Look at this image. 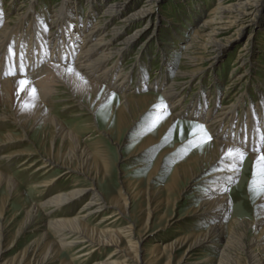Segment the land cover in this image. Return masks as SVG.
<instances>
[{
  "label": "bare ground",
  "instance_id": "1",
  "mask_svg": "<svg viewBox=\"0 0 264 264\" xmlns=\"http://www.w3.org/2000/svg\"><path fill=\"white\" fill-rule=\"evenodd\" d=\"M80 1L62 0L60 3L58 2L56 8L53 9L54 12L50 15L45 12L47 10L38 7L40 0H28L24 6L21 2H17V4L14 1L12 3L16 15L14 24L10 22L14 19L11 20L12 18L8 15L11 11L6 8L0 9V15L5 16V18L0 16V126L1 124L2 128L9 126L8 124L11 126L5 127L6 130L0 133V146L19 145L22 142L24 145V141L29 140L31 131L38 129H42L45 134H50L49 143L42 151L33 146L29 149L19 148L7 151L8 153L1 156L8 162L21 160L23 169L38 170L43 168L42 175L50 174L55 168H64L54 178L37 183L41 196H43L42 199L38 203L30 204L22 212L24 220L19 232L22 231L21 229H28L34 225L38 230L42 228L44 230L40 231L41 233L26 248L28 257L25 258L24 255V258L18 262L4 260V255L11 246L5 248L3 242L9 236V226L4 222L5 216L11 206L18 205V203L16 205L13 203V205L10 199L18 193L19 182L14 174L0 168V264H54L65 249H81L82 252L89 255L102 247L104 249L105 246L111 245L115 246L113 252L107 256L103 255L97 262L94 260L93 264L161 263H159V255L160 252L164 254V251H161L163 248H160L158 243L152 244L153 260H145L141 243L147 233L143 235L141 229L136 228L135 222L132 221L121 230L112 226L98 228L88 224V218L107 210L108 207L114 208L113 211L96 224L108 219H111L110 223L112 224L117 221V215L127 216L129 200L130 197L133 200V196H131L132 192H129L128 196L125 193L120 196L112 194L114 197H111L110 202L107 200L98 178L100 174L103 179L108 175L107 172L101 173L102 166L99 162V158L106 160L104 159L107 155L106 150L98 148L92 152L82 143L77 130L74 127H68L65 124L66 121L56 112L60 105L62 107V104L68 110L78 108L81 113H77V116L90 114L95 118L96 108L106 117L113 112V118L110 119L112 125H115L119 130L118 140L121 132L130 130L139 121L142 122L149 118L148 127L160 125L159 136H148L139 145V155L147 154L152 146H157L162 142L161 137L178 122V114L187 113V117L191 115L204 121V125L213 135L215 134L217 138L221 137L220 140L216 138L208 144L201 145L191 154L187 162L176 164L167 186L169 191H174L183 181L188 188L194 190V187L203 184L205 190L203 189L204 192L201 193L199 202L191 215L199 221H207L208 225L199 233L196 232L195 236L189 234L190 236L181 237L163 246L170 251L166 264H172L175 253L182 248L185 249L177 264H181L187 259H190L191 264H211L213 258L208 256L207 250L209 249L218 251L219 257L215 264H239L238 260L228 253L238 247L247 255V264H264V226L257 237L248 243L243 241L248 230H257L264 224V218H261L264 214V194L259 200L260 217L254 222L234 218L230 229L241 228L242 231L240 229L239 233L236 230L230 234H228V227L225 224L232 205L231 196L227 193L228 185L232 180L245 173L249 166L246 164L243 168V164L241 165L240 162L241 156H230L228 153L230 150H238L239 153L248 155L255 165H257L258 158L264 155V94L260 97L261 99L259 98L261 101L245 108V121L242 125L239 124L240 127L234 126L235 132L231 136H235L236 139L230 142V140L222 139L224 131L223 129L219 130V125L223 124L225 127L227 124V127L230 122L233 123L236 120V108L239 103L233 106H223L224 108H221V111L215 116L212 115V110L206 108L205 103L202 106L195 103L187 108L178 98L176 82H167L166 76L158 78L152 83L160 88L163 96L153 93H128L127 90L133 86L132 81L130 82L132 67L130 70L124 71L126 72L124 77L122 76L124 73L117 74L121 66V59L141 35H148L143 41L144 43L142 42L145 51L149 48L147 42L156 38L159 23H156L155 20V16L158 15L155 7L160 0H102L99 5L97 4L98 0H84V3L89 6V10L85 12L80 10ZM97 9H101V19H98L99 22H93ZM211 13L216 17L205 18L202 25L194 31L192 40L200 36L204 39L206 37L211 48L209 52L213 55L210 57L207 54L204 59L211 63H217L222 59L232 42L231 36L227 35L228 31L235 28V34L240 33L256 24L257 20H261V18L264 20V0H233L229 3L219 0L218 6ZM115 15L121 16L120 22L107 31V25ZM133 23L137 25L139 23V25L124 36L127 26ZM100 24L105 25L101 34L97 29ZM211 24L214 26L211 27ZM112 36L113 38L108 40ZM190 44L185 46L189 48ZM113 55H117L118 59L110 66L108 64L111 57H114ZM185 56L194 67L200 66L199 58L197 59L193 55H191L192 57ZM140 57L138 56L134 63L139 67ZM239 59L243 63L245 56L241 55ZM69 68H74L79 76L69 72ZM114 69H116V73L112 75L111 71ZM119 70L122 71L124 68ZM188 73V71L178 70L179 76ZM244 74L241 73L239 76H244ZM145 75V72L137 71V82L143 83V80L146 79ZM194 75V72L190 73V78ZM150 84L146 85L150 86ZM33 90H35V95ZM114 91H119L120 94L117 95ZM165 100L166 103L159 105ZM178 105H181V110L171 114V108L175 110ZM230 107L235 111V114H230L228 122L223 123L226 115L232 113V110L227 112L223 109ZM62 110L60 108V111ZM93 118L90 124L95 129L98 123L93 121ZM105 132L108 135L113 133L110 129H106ZM179 147L181 145L175 143L171 151L167 148L160 153L148 177L149 181L156 180L161 164L169 158V154L173 150L175 151ZM34 156L35 159H33ZM104 163L107 166V162ZM207 170H209L207 175L195 181L202 172ZM72 172L82 173L88 179L87 185H72L68 190H62L56 194L49 193L52 185L66 175L71 178L72 174L70 173ZM121 184L124 186L120 189V193H123L122 190L127 189V181L122 180ZM147 186L146 193L149 198L163 200L160 198L162 196L161 189H153L151 183ZM185 190V186L178 189V196L174 199L180 200L179 198ZM141 193L143 191L139 190L136 195ZM196 194L198 193L196 192ZM81 201L84 204L76 215H57L58 217L45 220V217L41 216L45 212L51 217L53 212L64 206L70 208ZM152 210L148 211V217L145 220L147 229L153 214ZM123 237L128 238L129 245L127 247L122 246ZM81 243L84 245L77 247ZM199 246H204V248L195 252ZM116 256H122L123 259L116 261L113 259ZM59 264H71V262L66 263L61 260Z\"/></svg>",
  "mask_w": 264,
  "mask_h": 264
},
{
  "label": "rangeland",
  "instance_id": "2",
  "mask_svg": "<svg viewBox=\"0 0 264 264\" xmlns=\"http://www.w3.org/2000/svg\"><path fill=\"white\" fill-rule=\"evenodd\" d=\"M14 1L16 3L21 2L24 6V3H26L28 0H0V9L6 8V10L11 11L8 13L9 17L12 18L11 20L16 18L15 12L13 11L14 6L12 4ZM61 1L62 0H40L38 7L43 10H47L45 12L49 13L50 15L52 12H54L53 9L56 8L58 2L60 3ZM223 1L229 3L233 0ZM101 2L102 0H98L97 4L99 5ZM218 3L219 0H160L155 7L156 14L159 16L156 15V19L154 18L156 23H159L158 33L156 38L152 39L150 42H147V47H149V50L146 48L147 50L145 51V48L142 45L145 38L148 37L147 34H143L132 46L133 48L131 47L128 52L124 53V56L121 59L122 67H119V69L124 68V70L120 71L118 68L116 69H118L117 74L124 73L122 75L124 77V75H126V72L124 71L130 70L132 67L130 82L132 81L133 86L127 90L128 93H153L160 96L163 92H161L158 86L153 85L152 83L158 78L161 79L162 77L166 76L167 82H176L175 84L177 87L176 92L178 98L181 99L182 105H185L187 108L195 103H198L200 106L205 103L208 110H211L212 108V115L214 116L219 111H221V108L230 105L233 106L236 105V103H239V106L236 108V122H230L227 127L226 124V129L223 124L219 125V130L223 129L224 131L222 139L233 142L234 139H236L235 136H231L232 133L235 132L234 126H239V124L242 125L244 123L245 108L258 101H261L260 97L262 94H264V20L262 18L261 20H257L256 24L240 33L238 32L235 34V28L228 31L227 35L231 36L230 40H232V42L229 44L222 59H220L217 63L214 62L215 64L207 60L205 61L204 58L207 57V54L210 57L213 55L209 52L211 50L209 42L206 37L204 39V37L201 36L192 40V35L194 31L198 29L200 25H202V23L205 21V18L210 19V17H216V15L212 14L211 12L215 9V7L218 6ZM79 7L83 12L89 10V6L84 3V0L80 1ZM96 12L97 13H94L92 20L93 22H99L98 19H101V9H97ZM1 16L2 18H5L4 15L1 14ZM115 16H111L112 18L107 25V31L111 30L116 24L120 22L121 16L117 15V18ZM10 22L11 24H14L15 19ZM138 25L136 23L128 25L124 36H126V33L129 34L132 32ZM213 26L214 25L211 24V27ZM104 28L105 25L103 24L97 26V29L100 30V34ZM112 38L113 36L108 40ZM189 44L191 48L186 47ZM139 45H141V48ZM113 50L115 49L113 48ZM185 55L190 57L193 55V57H197V59L199 58L198 63H201L199 64L200 66L198 68L194 67L193 64H190L189 61H187ZM241 55L245 56L243 63L239 59ZM113 56L114 57H111L112 59H110L108 64L110 66L116 62V59H118L117 55ZM138 56L140 57V67L137 66V64H134L137 61ZM116 69L111 71L112 75L116 73ZM136 70L145 72L146 79L143 80V83L137 82L138 76ZM178 70L188 71L189 73L187 75L179 76ZM192 72H194L195 75L190 78V73ZM241 73H245L244 76H239ZM146 84H150V86ZM151 86L152 89H150ZM145 87H148V90L143 91L142 89H146ZM114 92L117 95L120 94L119 91ZM164 103H166V100L159 105H163ZM180 106L181 105H178L175 110L171 108L170 113L172 114L175 111L181 110ZM154 107L156 108V104ZM60 108L63 110L60 111ZM262 108L263 107H261V110H263ZM224 110L229 112L232 110V108L230 107L223 109V111ZM56 112H58L59 116L66 121L65 124H67L68 127H74L77 130L81 136L82 143L87 146L89 150L92 152L96 151L98 148H103L106 150L107 155L104 157V159H106L105 161L107 162V166H105V161L103 159L99 158V162L102 166L101 173L107 172L108 175L103 179L100 174L98 178L103 187L102 190L107 200L110 202L111 197L116 195L120 196L124 193L126 196H128L129 192H132L131 196H133V200L130 197L131 201L129 200L127 216L122 217L121 215H117V221L112 224L110 223L111 219L106 221L104 220L103 222L96 224L106 215H109L111 211H113L114 208L108 207L107 210L88 218V224L91 226H97L98 228H108L112 226L115 229L120 228L121 230L132 221L135 222L137 224L136 228L138 230L141 229L143 235L147 233L143 242L141 243L145 260H153V255L151 254L152 244L158 243V246L163 248L161 251H164V254H161L160 252L159 255V263L161 262L160 264H166L170 255V251L165 249L163 246L187 235L195 236L196 232L199 233L203 228L207 227V221H199L191 215L199 202L201 193H203L205 190V186L200 184L194 187V190H192L193 188H188V186H186L183 181L180 182V185L176 187L174 191H169V187L167 186L170 183L171 172L173 171V167L176 164L187 162L191 154L197 148L203 144L210 143L212 140H216L217 137L215 134L213 135V133L210 132L206 125H204V121L191 115H189L190 117L186 118L188 116L187 113L178 114V122L167 134L161 137L162 142L157 145L158 147L152 146L148 150L147 154L139 155L138 147L142 141L151 135H155V137L159 136L160 133V125L148 127L149 118L144 121L141 120L142 122L139 121L137 125L132 127L130 130L121 132L119 134L120 139L118 140L117 133H119V130L115 127V125H112L110 119L113 118V112L110 113V116L106 117L96 108L94 111L95 118H93V116L90 114H82L77 116V113H81L78 108H72L71 110H68V108L63 107V104L62 107L61 105L59 106V109H57ZM231 112L232 113L226 115L225 121H223V123L228 122V117L230 114H235L234 110ZM92 118L93 121L98 123L96 124L97 127L95 129H93L90 124ZM8 125L9 126H4V128L11 127L10 124ZM198 126H203L205 131H201ZM4 128H2L1 124L0 133L6 130ZM106 129H110L113 131V133L111 135L106 134ZM31 132L29 135V140L24 141V145L23 142L20 143L22 146L20 144L5 147L0 146V168L5 172H11L12 175L14 174L19 182L18 193L14 196V198L10 199L12 204L15 203L16 205V203H18V205L16 207L11 206L4 220L5 224H8L9 226V236L3 242V245L5 248L11 246L10 250L5 253L4 260L10 262H18L24 258V255L25 258L28 257V251L26 252V248L29 246L30 242L35 240L38 234L41 233L40 231L44 230V228L38 230L34 225L28 229H21V232L18 231L24 220L22 214L24 209L32 203H38V201H40V199L43 197L41 196V192L37 183L48 180L49 178H54L60 174L61 170L64 169L63 167L55 168L50 174L42 175L44 170L43 168L38 170L33 168L23 169V166L20 162L21 160H12L13 162L10 161V163L1 156L2 154L8 153L12 150H17L19 148L29 149L33 146L35 148H39L42 151L49 143L48 138H50V134L46 133L49 136L48 137L42 129ZM205 132L207 135H205ZM208 137H210V139H208ZM220 138L221 137L217 139L220 140ZM175 143H179L181 147L175 151L173 150L170 153L171 155L169 154V158L166 159L163 164H161L156 180L153 182L149 181L148 177L150 176L152 168L154 167V162L159 157L160 153H162L167 148L171 151ZM35 158L36 157L34 156L33 159ZM241 158L242 159L240 162L241 165L243 164V168L246 164H249V169L247 168L245 173L241 174L235 180H232L227 188V193L231 196L232 200L231 210L225 221V224L227 225L226 227H228V234L234 233L237 230L235 228L233 230L230 229L232 227V219L237 218L238 220L246 222H254L255 219L260 217L259 200L262 194H264V190H262L259 185V177L257 176L256 165L254 162H251L248 155L246 156V154H244ZM207 173H209V170L202 172L199 175V178L197 177L195 181L204 177V175H207ZM70 174H72L71 178L66 177V175L63 178H60L54 185H52L49 193L56 194L62 192V190H68L72 185H87L88 179L82 173L72 172ZM254 179L257 180L256 185H253ZM122 180L127 181V189H123V193H120V189L124 186L121 184ZM149 183L153 185V189L156 190L159 188L162 190V196L160 198H163V200L158 201L154 197H148L146 189L148 188L147 185H149ZM184 186L186 190L182 192L179 198L180 200L176 201L175 199L178 196L177 190ZM139 190H142L143 193L136 195ZM196 192L198 194H196ZM83 201L70 208L64 206L60 210L53 212L51 217L46 215L45 212H43L41 216L45 217V220L48 218L69 214L72 216L76 215L81 211L80 208L84 204ZM149 210H152L153 214L149 221V228L147 229L145 220L148 217L147 214ZM261 218H264V214L261 216ZM176 220L179 222L177 221V223H175ZM261 226L257 230H248L246 237L243 239L244 243H248L251 239L257 237L262 231L261 229L263 228L264 224ZM240 229L237 230L238 233L242 231V229ZM50 236L52 237V235ZM123 238L124 242L122 243V246L127 247L129 245L127 241L128 238ZM82 245L84 244L81 243L77 247H81ZM203 248L204 246H199L195 252L201 251L198 249ZM102 249L103 247L88 255L87 253L82 252L81 249L68 248L60 253L59 260L54 264H59L61 260H64L66 263L71 262V264H93V262L95 263V261L97 262L100 260L103 255L107 256L111 254L113 249H115V246H105V248L103 250ZM184 249L185 248H182L175 253V258L171 262L172 264H177ZM207 252L209 253L208 256L213 258V262L211 264H215L219 257L217 249H209ZM228 253L238 260L239 264L248 263V257L241 248L238 247L237 249H232ZM113 259L120 261L123 259V257L116 256ZM181 264H191V261L190 259H187V261H184Z\"/></svg>",
  "mask_w": 264,
  "mask_h": 264
},
{
  "label": "snow or ice",
  "instance_id": "3",
  "mask_svg": "<svg viewBox=\"0 0 264 264\" xmlns=\"http://www.w3.org/2000/svg\"><path fill=\"white\" fill-rule=\"evenodd\" d=\"M69 72L71 73H75L77 76H79V73H76L75 69L74 68H69L68 69ZM81 79H83L81 77ZM33 94L35 95V90H33ZM200 128L201 131H205L203 129V126H198ZM205 135L206 132H205ZM208 139H210V137H208ZM230 156H234V155H240L242 157V153H239L238 150H230L229 153H228ZM257 176L259 177V185H260V188L262 190H264V155H261L258 160H257ZM257 184V180L254 179L253 180V185H256Z\"/></svg>",
  "mask_w": 264,
  "mask_h": 264
}]
</instances>
